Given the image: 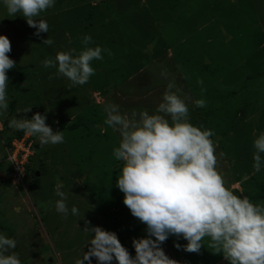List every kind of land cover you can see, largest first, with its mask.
Instances as JSON below:
<instances>
[{"label":"rangeland","instance_id":"rangeland-1","mask_svg":"<svg viewBox=\"0 0 264 264\" xmlns=\"http://www.w3.org/2000/svg\"><path fill=\"white\" fill-rule=\"evenodd\" d=\"M20 15L8 16L0 0V35L10 39L26 74L25 80L8 74V109L0 112V234L17 241L10 251L22 264H75L90 247L86 221L116 232L135 256L133 239L146 236V225L132 216L116 186L123 165L113 150L120 136L104 123V108L112 103L121 113L152 114L170 81L190 98L191 122L214 131L230 188L264 205V165L253 169L254 133L264 132V0H55L41 13L49 32L40 36ZM86 35L89 46L108 50L92 62L95 74L86 84L71 86L56 68L42 66L59 51L82 50ZM49 36L54 43L42 44ZM201 98L206 107L195 106ZM37 112L47 113L54 131H64V142L41 147L38 136H30L33 155L18 183L4 144L20 131L8 123ZM58 181L68 195L67 216L55 209ZM73 206L78 215L71 214ZM176 243L187 241L170 236L162 247L180 264H228L207 247L188 253Z\"/></svg>","mask_w":264,"mask_h":264},{"label":"clouds","instance_id":"clouds-1","mask_svg":"<svg viewBox=\"0 0 264 264\" xmlns=\"http://www.w3.org/2000/svg\"><path fill=\"white\" fill-rule=\"evenodd\" d=\"M3 4L8 16L20 13L30 27L37 29L34 35L49 32L47 21L40 17L54 7L55 0H3ZM53 43L50 36L42 42ZM82 43L85 47L79 52L59 51L55 59L43 60L42 66L56 68V75L69 80L71 86L86 84L95 74L92 62L102 60L103 52L108 50L89 46L90 35L84 36ZM11 51L10 39L0 35V112L8 109V72L16 66L9 56ZM198 83L202 85L203 81ZM189 99L170 81L152 114L148 110L126 114L116 104L105 106L104 123L120 136L119 145L113 150V156L123 165L116 186L124 194L123 203L132 216L146 225V236L133 239V256L116 232L86 221L88 226L83 230L92 234L90 247L75 264H92L93 257L98 264H180L162 247L170 236L186 240V245L176 243L175 247L188 253H200L207 247L213 254H222L228 264H264V205L230 188L219 167L225 154L217 153L212 129L191 122ZM194 103L196 107H206L202 98ZM46 120L47 113L37 112L30 119L17 115L8 127L38 136L41 147L63 143L64 131H54ZM254 136L256 173L264 165V132ZM63 188L58 181L55 209L67 216L68 195ZM71 214L78 215L79 209L73 206ZM16 247L14 238L0 234V264H22L19 253L10 251Z\"/></svg>","mask_w":264,"mask_h":264},{"label":"built area","instance_id":"built-area-1","mask_svg":"<svg viewBox=\"0 0 264 264\" xmlns=\"http://www.w3.org/2000/svg\"><path fill=\"white\" fill-rule=\"evenodd\" d=\"M5 161L11 165V174L20 183L26 175V165L33 155L32 141L25 133L21 137L12 139L10 145L4 144Z\"/></svg>","mask_w":264,"mask_h":264},{"label":"trees","instance_id":"trees-1","mask_svg":"<svg viewBox=\"0 0 264 264\" xmlns=\"http://www.w3.org/2000/svg\"><path fill=\"white\" fill-rule=\"evenodd\" d=\"M9 56H10V58H12L14 60L12 51L9 53ZM24 70H25V66H23V65H21V64L16 62V66L13 69L9 70L8 74L19 73V74H21V80H25L26 79V74L23 72ZM12 107H13V103H11V108ZM5 124H6V127H7V122H5ZM23 134H24V132L20 131L13 138L10 137L8 142H7V145H10L12 139H14L16 137H21ZM27 166H28V163L26 165V169H27Z\"/></svg>","mask_w":264,"mask_h":264}]
</instances>
